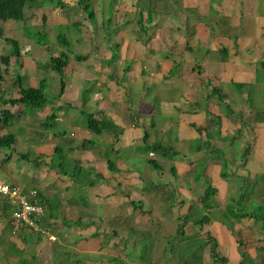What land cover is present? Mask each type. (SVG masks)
Segmentation results:
<instances>
[{
	"label": "crops",
	"instance_id": "1",
	"mask_svg": "<svg viewBox=\"0 0 264 264\" xmlns=\"http://www.w3.org/2000/svg\"><path fill=\"white\" fill-rule=\"evenodd\" d=\"M168 1L173 2L172 8L167 9L171 11V14L166 9L157 12L159 16L157 22L154 21L153 27L144 26L146 28H142L131 24L130 31L139 29L142 33V36L130 34L131 37H135V43L131 44L129 42L130 38H127L128 41L125 40L122 43L121 40L117 43L119 46H123L122 50L118 48L119 52L115 53V50L110 47H108L109 51L106 54L102 52L101 60L110 61L115 59L118 63L119 70L114 71V74L120 76L128 74L126 82L130 87L126 91L129 93L131 90L132 96L137 94L134 105L130 104V100L125 97L119 99L120 94L123 92V89L119 86L123 82H120L119 77L116 75L110 76V69H105L104 72L102 71V73L93 76L92 86L97 84L103 88L104 83L108 84L107 92L115 93L118 101L113 103L105 100L96 102L90 98V102L87 101V103L89 102L90 106L96 108L93 115L95 114L94 116L98 120L106 121L109 129L96 134L89 127L72 123L70 121L71 117L69 120H65L66 112L63 109L60 110L61 108L58 109L65 113L59 115L56 120L60 125L61 121L65 120L64 124L67 123L70 130L67 129L69 131L68 136L60 134L62 130L54 136L57 140L56 147L59 143L67 145L69 141L82 145L85 143L86 154L80 156V153L79 156H76L81 157L83 162L85 161L84 165L93 166L95 172L89 173V176L85 178L80 177L77 180L64 182L60 181L59 178L61 177V180L68 179L67 176L64 173L59 175L54 169L55 179L51 180L54 185L42 184L40 187L38 186L40 189L38 187L29 189V193L33 191L36 193L34 197L31 194V201L37 199L38 205L43 206L42 202L46 201L43 193L46 192L50 196V191L49 194L47 193L48 190H52L56 194L71 193L70 195H72L73 193H79V190L85 191L86 188L96 189L100 183L101 188H98V190L103 192V198L99 204L107 205L111 211H117L118 208L123 211L120 216L113 215L111 217L113 218L111 220L114 223L113 225L116 226L122 223V217L128 216L125 205L128 202L127 199L132 200L133 197L128 194L129 192L125 193L128 186H124L122 183L118 184L119 187L112 193L105 194L107 184L109 185L115 181L110 179L119 176L128 180L127 175H129L133 178V181H137L134 184L141 189L145 177L152 176L150 181L155 188L159 186H165L166 188L164 192H159L160 194L168 193L169 198L178 199L172 203L164 202L159 194L156 197V206L163 209L164 212L163 216L161 213L158 215V217H161L160 219L156 220V218L154 221H157L160 226L163 223L166 226L180 225L184 223H181L180 220L185 219L188 214L192 213V201L198 202V205L201 206V200L207 190H204L202 186H195L192 190V186L190 188L181 178L186 175L185 173L190 168L196 167L198 169L200 167L203 173L202 177H208L213 183L208 184L207 182L206 185L216 188L217 200L215 207L212 208L215 212L209 210L208 213L207 208L202 204L201 207H203L204 213L210 217L209 221L205 225L203 224V227H201L199 219H196V222L189 220L188 223L184 224V226H188L193 223L195 227H199L200 233L193 234V236L200 235L203 240H206L203 243L204 248L196 251L195 262L199 264L204 262L208 264H264V0ZM177 2L180 4H175ZM150 15L149 20L151 21L153 19ZM144 18L148 19L139 10L135 21L138 24L139 20L143 21ZM124 28L125 32H129L127 31V25ZM144 37L148 41H144ZM116 55L117 58H115ZM70 64L71 72L67 73V77H70L72 73L73 76L74 69L77 67L72 62ZM178 65L181 67L175 70ZM148 72L150 75H147ZM82 73L80 70L79 72L75 71L73 79L81 77L82 82H85L87 75ZM88 81L90 82L86 81V85L92 83L91 79ZM80 86L76 89L77 99L71 101L81 100L82 90ZM88 87L90 86L88 85ZM165 89H167V92ZM102 91L103 89H100L99 93H103ZM158 93L159 95L164 94L167 99L172 100V108L176 111H172V116L160 112L157 121H154L151 118L152 106L154 105L152 100L155 97L157 98ZM88 97L84 95V98L88 99ZM53 102L51 107H57ZM156 106L158 107V105ZM51 107L50 111L52 110ZM75 110L82 111L78 107ZM39 112L42 113V111ZM47 116L48 114H46L45 119ZM119 128L122 129L121 134L117 132ZM158 129H162V131ZM7 130L6 134L10 129ZM212 132L213 134L215 132V137L216 134L220 133L219 137L225 139H233L236 136L235 133H239L237 135L242 140V146L246 148L244 150L246 152L244 158L246 162L242 175L237 173L236 156L227 157L231 155H226L230 165L227 170H224L223 161L225 156H217L220 152L222 153L223 144L221 145L218 142L217 137L211 136ZM48 134H50L49 137H52L51 133L48 132ZM199 140L204 142L199 145L193 144V142ZM143 142L146 145L160 147L159 151L147 149L148 153L145 152L148 158L143 171L145 177L142 174L139 175L129 164L122 167V163L128 160L127 157L120 156L114 162L115 166L113 167L115 170L110 167L109 161L105 159L106 150L103 147L112 145L116 147L117 154L130 151L125 156L132 154L131 156L137 159L138 156H142L140 150H138L141 146L136 147V152L132 153V151L136 145H141ZM90 143V146L93 147L92 151L91 147L88 146ZM31 144L34 147L38 146L35 142ZM203 145H208V147L202 149ZM132 147L134 148L132 149ZM71 150L73 151L72 147L68 148L69 152ZM56 151H58L57 148ZM56 151L54 150V154ZM44 152L40 154L47 155ZM151 152L154 153L153 156L150 155ZM68 154L75 158L73 153ZM167 155L170 169L174 174L172 177L176 181L174 180L173 183L168 181L167 184L159 180L161 184H154L152 180L154 174L151 169L154 167L150 160L154 159L159 164L158 160ZM9 158L8 156L4 161L9 160ZM49 159V162L42 163L46 168H50L52 163L51 155ZM7 163L0 164V178L6 179L8 183L13 185L21 181L23 186H27L22 177V170L17 171L13 164ZM224 171L226 175H223ZM27 172L30 173L29 170ZM37 176L42 180L47 179V176L42 172L38 173ZM222 176L228 177V179L239 176L241 178L240 182L237 183L239 187L235 188L231 182L223 180ZM58 181H60V184ZM242 184L246 185L243 192L245 194L239 196V198L246 200L245 206L252 210L241 213L254 211L255 206L258 207L259 213L255 215L251 212V215L247 214L246 216H242L240 213L236 216L235 213H229L231 220L229 221L225 218L224 211L232 205V202H230L231 197L233 195L238 197L237 192H242V187H244ZM196 187L199 196L193 193ZM183 194L187 197V201L182 198ZM65 196L61 199L60 206L62 207H59L60 210L63 205L69 207L77 201L76 198ZM87 199H90L88 193ZM81 200L86 201V198ZM77 202H80V200ZM135 203L136 201L133 202L134 205ZM179 208L183 213H179ZM234 210L238 209L235 208ZM13 211L14 209L7 199L0 195V242L4 240L9 244L11 240H14L12 238L13 234L15 238H21L26 245L37 242V237L47 236V234L52 241L58 239L54 235L51 223L46 222L47 211L45 207V214L42 216L41 222L39 221V231L29 227L16 230L12 224H8L12 220ZM226 215L228 216V214ZM139 216L135 217L136 221ZM85 226H87V223L82 227ZM30 232L35 233L36 236L33 237ZM17 233L18 236H16ZM207 234L213 239L215 252L218 254L219 259L212 255V243H208L209 236ZM185 235L188 234L185 233ZM52 237L55 239H52ZM60 239L62 238L60 237ZM13 242L12 244L17 245V247L22 245L20 242L17 244L16 240ZM107 242L108 240L103 244ZM188 246L185 244V249L181 251L180 245L177 246L176 242V245L173 243L170 247L164 246L163 253L153 250L144 255L140 253L138 258L141 259L140 264H145L147 261L153 264L166 258L170 261H175L177 258V261L182 260L180 264H190L186 261V258L191 255V252L187 250ZM5 247L6 251L8 249L10 251L9 246ZM108 251L95 253L97 254L96 257L87 264H95L101 258L107 264L106 260L111 255Z\"/></svg>",
	"mask_w": 264,
	"mask_h": 264
},
{
	"label": "rangeland",
	"instance_id": "2",
	"mask_svg": "<svg viewBox=\"0 0 264 264\" xmlns=\"http://www.w3.org/2000/svg\"><path fill=\"white\" fill-rule=\"evenodd\" d=\"M62 1L64 3V6H60L58 3H51L50 1L45 3L42 0L37 1L34 5H27L25 9V22L19 23L14 20L0 21V29L3 30V35L0 34V73L3 76V80L0 81V95L1 97H5L6 99L18 97V90H16L13 86V82L16 80V78H18V76H21L22 83L25 86H38L42 80L46 79V94L49 95L48 97L51 98L52 102L55 98V101L53 103L57 106V109L61 108L60 110L63 109V111L66 112L65 120H69L71 117L70 121L75 125L88 127V118L90 114L93 115V113L96 112V108L90 106L89 104L90 98L91 100H95L96 102H102V100H105L107 102L113 103L114 101H118L116 97L117 95L115 93L107 92L108 84L104 83L103 88L99 87V85L97 84L92 86V81H94L93 76H96V74L98 75V73H102V71L104 72L105 69H110V76H113L116 75L114 74V71L119 70L118 63H116L115 59H111L110 61L106 59L101 60L103 56L102 52L106 54V52L109 51L108 47L112 48V50H115V53L119 52L120 50H122L123 46H119V44L117 43H119L121 40L122 43H124L125 40L128 41V39L130 38L129 42L133 44L135 43L134 36H142V33L139 29H137V31H130L132 26L131 24L135 26L138 25L135 19H137L139 10L142 15H145L148 18H144V25L146 27H153L154 21L157 22V17L159 16L157 15V12H161L165 9L167 10L169 7L171 9L173 6V2H169L168 0H96L94 2L95 18L90 19L88 13L79 8V6L77 5V0ZM175 4L180 3L177 2ZM150 11H152L151 15ZM167 12L171 14V11L167 10ZM149 15L152 16L153 20H149ZM44 16L46 17V20H44ZM110 18L112 19V22H110ZM118 23L121 24L120 27ZM126 25L127 31L129 32H125L124 27H126ZM26 26H28L29 29H25ZM38 31H45L47 33V36H43V32L39 36H37ZM155 32L156 31L154 29V33ZM130 34L134 36L131 37ZM33 35L36 37H40L39 43L38 41L35 42L34 39L30 38ZM60 35L63 36V38L65 37L68 43L66 42L65 45L62 44L58 39ZM6 38H13L15 40H18L20 42L22 54L18 59L15 57H11L9 64H6L4 62V59L10 56L12 47L6 42ZM143 39L144 41H148V39L145 37ZM129 47L131 46L129 45ZM118 48L120 49L119 51ZM172 50L174 49L172 48ZM62 53H66L69 61L77 66L74 69V75L75 71L79 72L80 70L85 75H87L86 81L90 82L88 80L91 79L92 83H87L86 85V81L82 82L83 80H81V77L73 79L74 75L72 76V73L70 77L66 76L67 78H65V84L63 85L61 83L60 74L52 70L51 68V57L53 55H60ZM77 54L85 55L87 57V60L83 61V63H81L80 61H76L75 56ZM117 57L118 56L116 55L115 58ZM180 67L181 66L178 65L175 70ZM68 72H71V64L67 68L65 75H67L66 73ZM147 75H150L149 72L147 73ZM116 76L119 77L120 82H123L122 85L119 86V88L123 89V92L120 94L121 96L119 97V99L125 97L130 100V104L134 105V99L135 97H137V94L132 96L133 93L130 89L129 93L126 91V89L130 87L126 82L128 74H124L123 76ZM78 80H80V84L78 83ZM88 85L90 87H88ZM78 86H80L82 90L81 100L71 101L77 99L76 89ZM4 89H6V91L1 92ZM100 89H103V93H99ZM165 91L167 92V89H165ZM84 95L89 96L88 99L84 98ZM131 96L133 99L130 98ZM87 101L89 102L87 103ZM152 101L154 105L152 103L153 113L151 115V118L154 121H157V117L160 112H162V114L164 115L172 116V111H176V109L172 108V100L167 99L164 94L159 95L158 93L157 98H153ZM58 104H60L59 106L61 107H59ZM51 105H48L46 108L41 110L42 113L36 111L35 115L31 112L29 115H20L19 117L15 114L18 111H21L24 107H22L21 105V107H19L17 105L9 104L2 106L0 104V119L2 117L3 107L9 109L13 113V117L10 122V130L13 131L12 134L15 136L13 144H11L10 146H0V164L2 165V163L6 164V162H8L14 165L15 170H22V177L27 185V190L31 189L32 187H40L42 184L48 186L54 185L53 182H51L52 179H55V173L53 171L54 169L55 172L59 175L61 173H64V175L67 176L68 179L64 178L63 180H61V177L59 178L60 181L64 182L67 180H77L80 177L85 178L89 176V173L95 172L93 166H88L87 164L84 165L83 163L85 161L83 162L81 157L76 156H79L80 153V156H82V154H86L85 148L82 144L76 143L74 141H69V143H72L73 145L69 143H67V145L65 143H59L56 147L57 140L54 136L58 135L59 131H64L69 128L67 126V123L64 124L65 120L61 121V125L56 120L59 115L65 113L59 110L57 111L56 119L52 117L50 118L49 127L43 125L42 122H45L44 120L46 114H51L53 110V107H51ZM156 105H158V107ZM50 107L52 108L51 111ZM77 107L82 111L79 112V110H75V108ZM158 127L160 126L158 125ZM158 130L162 131V129ZM7 131L8 130L6 128L1 129L0 136L5 135ZM48 132L52 134V137H49L50 134H48ZM117 132L121 134L122 129H117ZM219 134H216V137L218 142H220L221 145L223 144V147L221 148L222 153L220 152L217 156H225L223 167L229 168L230 163L227 157L236 156V165L238 166V170L237 168L236 170L238 175H242V170L246 162L244 159L246 155V152L244 150L246 148L242 146V140L237 135L239 133L236 132V136L233 139H225L223 137H219ZM68 135L69 134H67L66 136ZM211 136L215 137V132L214 134L212 132ZM34 142L38 146L34 147L33 144H31ZM203 142L204 141L199 140L197 142H193V144L199 145ZM229 144H231L232 146H230ZM90 145L91 143L88 144V146ZM138 146H141L138 150H140L142 156H138L137 159L134 158V156L132 157V154L125 156L126 154H129L130 151L117 154L115 146H104L103 148L106 150L105 159L107 161L115 162L119 159L120 156L124 158L127 157L128 160L122 163V167L129 164L132 166L133 170H136L139 173V175L142 174L143 177H145L143 171L145 162L148 159V150L146 144L143 142L141 143V145H136L135 149H133L134 147H132V153L134 151L136 152V147ZM70 147L73 148V151L71 150V152L68 151V148L70 149ZM206 147H208V145H203L202 149H205ZM56 148L61 151L54 154V150L56 151ZM92 148L93 147L90 148L91 151ZM42 152L47 153V155H41L40 153ZM68 153H73L75 155V158L71 157ZM151 153L154 155L153 152ZM227 154L231 156L226 157ZM50 155L52 156V163L50 164V168H46L42 165V163L49 162ZM8 156L10 157L9 160L4 161V159ZM101 157L103 158L104 156ZM158 162V169L151 168L154 174V177L152 179L154 184H161L159 180L167 184L168 181H171L172 183L174 180L176 181V179L172 177V175L174 174L170 169L168 155L163 159L161 158L160 160H158ZM110 167L112 166L110 165ZM195 169L196 167L190 168L185 173L186 175L181 178V180H184L188 184V186H190V188L192 186V190H194L195 186H202L204 190L208 189L209 186H207L206 183L208 182V184H213L211 182V179H209L208 177H202L203 173L200 167L196 169V172ZM28 170L30 171V173L27 172ZM39 171L47 176V179H40L39 176H37L38 173H41ZM127 176L129 181L127 180V178L125 179L124 177L119 176L111 178L110 180L115 181L111 182V185L107 184L105 192V194L108 192L112 193V191L119 187L118 184L120 183H122L124 186H128L127 189H125V193L129 192L128 194L132 195L133 199H127V204H124L128 216L122 217L121 224L115 226L111 221L113 219L111 218L113 215L120 216L123 213L121 208H118L117 211H111L107 207V205L99 204L101 203L100 201H102L103 198V192H99L98 190V188H101L100 183L97 185L96 189H92L90 187V189H87L85 187V191L79 190V193H73L72 195H70L71 193H65L66 196L65 194H56L52 190H48L47 193L49 194L50 191V196H48L46 192L43 193L46 201H43L42 204L47 211V217H49L47 223H51L52 230H54L55 233L54 235L57 236L58 239L56 241H52L47 234V236L44 235L43 237H37V242L26 245L24 244V242H22L21 238H15V235L13 234L12 238L16 240V243L18 244L20 242L22 243V245L18 246V249L17 245L12 244L14 240H11L9 244L7 242H4V240L1 241L0 263L87 264L91 262L90 260H93L96 257L97 254L95 253L106 252L107 250H109L108 252H110L111 255L109 259L106 260L107 264H140L141 259L138 258V255L140 253L141 255H144L152 252L153 250L157 251L158 253H163L164 246L170 247L173 243H175L176 245L177 242V246L180 245L181 251L185 249V244L189 245L187 247V250L191 252V255L189 258H186V261L190 262V264H199L198 262H195L197 257L196 251L200 250L201 248L203 249V243L206 241L203 240L200 235L193 236V234L200 233L199 227H195L193 223L192 225L183 226L184 232L190 235L188 236L180 234L178 230L180 225L166 226L163 223L162 226H160L157 221L154 220L156 218V220L160 219L161 217H158V215L161 213L163 216L164 210L157 208L156 197L160 194L159 192L165 191V186H159L158 188H155L150 181V179L152 178L151 176L145 177V179L143 180L144 182L142 181L144 188L142 187L141 189H139L134 184V182L137 181H133V178H131V176ZM223 178V180L231 182V184L235 188L239 187L237 184L241 180L239 176L230 179H228V177ZM1 179L3 178L1 177ZM60 181H58L59 184ZM16 185L23 186V182L20 181ZM242 186L245 185L242 184ZM214 190L215 194H212L213 196L210 199V202L212 204L209 205V207L211 208L210 210L213 212H215V210L212 208L215 207V203L217 200V190L216 188H214ZM87 193L90 197L89 200L87 199ZM193 193L196 196H199L197 194V187L196 190L193 191ZM237 193L239 194L238 197H235V195H233L230 200V202H232V205L236 209H238L234 210V208L229 212L235 213V216L243 211L252 210L245 206L244 203L247 202L246 200L239 198V196H241L240 193L243 192ZM51 194L53 195L52 197ZM160 195L162 201L164 202L172 203L173 201L178 200L172 197L169 198L168 193H161ZM64 196H71L72 198H76L77 201L80 200L81 203L76 201L69 207L63 205V208L60 210L59 207H62L60 206L61 199ZM85 198L86 201L81 200ZM182 198L187 201V197L185 196V194L182 195ZM134 201H136V205L133 204ZM203 201L204 200H201V206L202 204L204 206ZM95 202L97 203L92 204ZM201 206L198 205V202L192 201V213L188 214L189 216L186 217L188 219L187 221L185 218L180 220V222H184L185 224L188 223L189 220L196 222V219H204L207 214L204 213L205 211ZM255 208L254 211L248 212H252L253 214L257 215L259 213V210L257 209V206H255ZM179 213H183L180 208ZM137 215L140 216L136 221L135 217ZM224 216L227 220L231 221L229 218L230 214H228V216L224 214ZM70 222H82V224H76V226L73 225L75 227H72L69 225ZM136 222L138 223L136 224ZM85 223H87V226L82 227L85 225ZM8 224H11V222H8ZM116 228L119 229V235L116 237L111 236V232ZM18 233L16 236H18ZM31 235L33 237L36 236L35 233H31ZM60 237L62 239H60ZM107 240L108 242L106 244H103ZM5 246H9L10 251L9 249L8 251H6ZM175 248L176 246L174 247V249ZM176 259L175 261H170V259L168 258H166L165 260L161 259L153 264H180V262H182V260L177 261ZM102 260L103 259L101 258L100 261L98 260V262H96L95 264H105V262H103ZM151 263L152 262L147 261L145 264ZM203 264L208 263L204 262Z\"/></svg>",
	"mask_w": 264,
	"mask_h": 264
},
{
	"label": "trees",
	"instance_id": "3",
	"mask_svg": "<svg viewBox=\"0 0 264 264\" xmlns=\"http://www.w3.org/2000/svg\"><path fill=\"white\" fill-rule=\"evenodd\" d=\"M37 1L39 0H0V21H8V20H14L16 22H25L26 20V13H25V9L27 7V5H34ZM43 2L47 3V2H51V3H58L60 6H64V3L62 0H42ZM96 0H77V5L79 6V8L83 9L85 12L88 13L89 18L90 19H94L95 18V11H94V2ZM44 20H46V17L44 16ZM112 19L110 18V22ZM119 27L121 26L120 23ZM138 26L142 27V28H146L144 27V22L142 20H139L138 22ZM118 28V27H117ZM25 29H29L28 26L25 27ZM43 32V36H47V33L45 31H38L37 32V36H39L41 33ZM0 34L3 35V30L0 29ZM30 37V36H29ZM30 38L34 39L35 42L38 41V43L40 42L39 38L40 37H36V36H31ZM58 39L60 40V42L62 44L65 45V43L67 42V39L63 36H59ZM6 42L8 44L11 45L12 49H11V54L9 57H6L4 59V62L6 64H9L10 58L11 57H15V58H19L21 57V47H20V42L18 40H15L13 38H6ZM68 43V42H67ZM76 61H80L83 62L85 60H87V57L85 55H76L75 56ZM71 61H69L68 56L66 53H62L60 55H53L51 57V68L52 70L56 71L57 73L60 74L61 76V83L64 85L65 84V72L67 70V68L69 67ZM67 74V73H66ZM3 80V76L0 73V81ZM46 79L42 80L40 82V84L38 86H25L22 83V79L21 76L18 78H16V80L13 82V86L15 87L16 90H18V97H12V98H8L6 99L5 97H1L0 95V104L2 106H5L7 104L9 105H17L19 107H24L21 111H18L15 115L19 116L20 115H29L31 112L32 114L35 113L36 111H41L44 108H46L48 105L52 104V100L50 97H48L49 95L46 94V86L47 83L45 81ZM6 91V89H4L1 92ZM2 94V93H1ZM55 99V98H54ZM21 105V106H20ZM52 106V105H51ZM57 107H53V110L51 112V114L49 113V115L46 117L45 122H43V125H45L46 127H49L50 125V118H55L57 117ZM13 117V113L9 110L3 107L2 109V117L0 119V130L3 128H7L10 129V122L12 120ZM89 124L88 127L90 130L94 131L96 134H100L101 132H103L106 129H109L108 124L106 123V121H102V120H98L95 119L94 116L92 114H90L89 118H88ZM13 132L11 130H9V132L7 134H5L4 136L0 137V146L1 145H8L10 146L11 144H13L14 142V135L12 134ZM60 134L63 135H67L69 134V131L64 130L61 131ZM89 143V142H88ZM85 143L83 144V147H85ZM147 149H154L159 151L160 147L157 146H150V145H146ZM61 150L58 149L59 152ZM110 165H112V169L115 170V168L113 166L114 162L113 161H109ZM150 163L152 164V166L154 168H159V164L156 162V160L151 159ZM228 167H224V170H227ZM225 171H224V174ZM224 177V176H222ZM245 185V184H244ZM208 189L206 190L205 196L203 197L202 200L205 207L207 208V212L209 213V210L211 209L209 207V205H211L212 203L210 202V199L212 198V196L215 194V190L211 185H208ZM246 186V185H245ZM242 187V192H244V190L246 189V187ZM213 194V195H212ZM245 194V193H244ZM243 193H241V195H244ZM208 200V202H207ZM33 203H37V199L32 200ZM207 202V203H206ZM209 203V204H208ZM38 204V203H37ZM136 205V204H135ZM44 206V205H43ZM235 207L233 205H230L229 207H227V209H225L224 213L225 214H229L230 211H232ZM242 216H246L248 212L245 213H240ZM240 215V216H241ZM189 216V215H188ZM187 217V216H186ZM49 217H46V222L48 220ZM205 219V220H204ZM204 219H199L200 220V224L201 227H203V224L205 225L206 222L209 221L210 217L206 216ZM188 219L186 218V221ZM75 223V222H74ZM69 223L70 226L75 227L76 224H82V223ZM198 223V221H197ZM75 225V226H73ZM183 224H180L178 230L180 232L181 235H185L184 230H183ZM111 236H118L119 232L118 229H114L112 231V234H110ZM113 238V237H112ZM208 243H212V250H213V256L216 257L217 259H219L218 254L215 252V245L213 242L212 237H208Z\"/></svg>",
	"mask_w": 264,
	"mask_h": 264
},
{
	"label": "built area",
	"instance_id": "4",
	"mask_svg": "<svg viewBox=\"0 0 264 264\" xmlns=\"http://www.w3.org/2000/svg\"><path fill=\"white\" fill-rule=\"evenodd\" d=\"M151 155H153L151 153ZM24 186H13L0 178V193L8 197L9 201L18 207L13 215V224L16 230L29 227L40 230L39 222L45 214L44 207L31 201V194L34 197L35 191L30 192ZM37 216V217H35ZM52 239H55L52 237Z\"/></svg>",
	"mask_w": 264,
	"mask_h": 264
},
{
	"label": "clouds",
	"instance_id": "5",
	"mask_svg": "<svg viewBox=\"0 0 264 264\" xmlns=\"http://www.w3.org/2000/svg\"><path fill=\"white\" fill-rule=\"evenodd\" d=\"M4 179V178H3ZM5 181H6V179H4ZM7 182V181H6ZM8 183V182H7ZM10 184V183H9ZM11 185H13V184H11ZM13 186H17V185H13ZM29 191V190H28ZM0 195L1 196H3L5 199H7V201L11 204V206L13 207V209H14V211H13V214H12V220H11V224L13 225V227H14V224H13V215H14V213L18 210V207L16 206V205H13L10 201H9V199H8V197H6V196H4L3 194H1L0 193ZM43 207V206H42ZM39 222V221H38ZM40 222H41V220H40ZM40 224V223H39Z\"/></svg>",
	"mask_w": 264,
	"mask_h": 264
}]
</instances>
